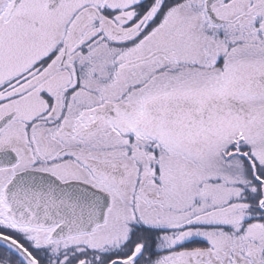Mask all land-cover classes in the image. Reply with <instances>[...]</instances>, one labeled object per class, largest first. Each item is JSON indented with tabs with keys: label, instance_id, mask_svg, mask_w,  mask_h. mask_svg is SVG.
<instances>
[{
	"label": "snow or ice",
	"instance_id": "6c2138e0",
	"mask_svg": "<svg viewBox=\"0 0 264 264\" xmlns=\"http://www.w3.org/2000/svg\"><path fill=\"white\" fill-rule=\"evenodd\" d=\"M0 264H264V0H0Z\"/></svg>",
	"mask_w": 264,
	"mask_h": 264
}]
</instances>
